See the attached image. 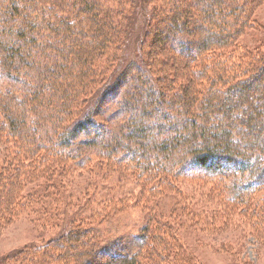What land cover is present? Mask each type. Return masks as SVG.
Here are the masks:
<instances>
[{
  "label": "trees",
  "instance_id": "trees-1",
  "mask_svg": "<svg viewBox=\"0 0 264 264\" xmlns=\"http://www.w3.org/2000/svg\"><path fill=\"white\" fill-rule=\"evenodd\" d=\"M256 1L211 0L204 10L198 0L191 8L185 0H0V75L20 86L0 89V146L10 150L4 165L13 168L0 175L9 201L24 183L57 175L55 166L69 169L62 160L83 169L92 158L84 148L96 152L95 164L107 172L129 165L148 195L132 253L99 251L91 222L73 217L33 252L58 246L61 261L74 264H196L182 250L181 227L212 234L231 220L203 219L190 192L176 185L213 178L229 180L216 192L225 209H240L264 234V41L253 48L239 43L256 26L250 15ZM167 30L176 31L166 45L176 68L169 81L164 68L158 77L148 69ZM132 37L133 56L142 58L123 63ZM39 69L38 83L25 89L35 78L29 72ZM118 92L122 113L100 121L104 100ZM120 113L125 117L117 125L112 121ZM158 197L172 198L167 210L153 209L149 201ZM19 207L9 205L6 214Z\"/></svg>",
  "mask_w": 264,
  "mask_h": 264
},
{
  "label": "rangeland",
  "instance_id": "rangeland-1",
  "mask_svg": "<svg viewBox=\"0 0 264 264\" xmlns=\"http://www.w3.org/2000/svg\"><path fill=\"white\" fill-rule=\"evenodd\" d=\"M185 2H187V7L191 8V0H185ZM210 2L211 0H198L201 7L205 8L204 10L210 8L208 6ZM176 4L174 1L173 6ZM179 10L182 12L178 7V13ZM250 15L254 17L256 26L239 39L241 47L253 48L254 45L256 46L255 41H264V2L257 0L251 8ZM165 20L168 27L174 28L169 19L161 18L159 21L164 22ZM167 31V34H163L165 45L161 46L154 58L157 59V64L155 63L153 67L150 65L148 69L152 76L158 77V74L163 72L161 68H164V72H166L163 74L164 80L169 81L176 78V76L174 79L168 77V71L169 73L173 71L175 62H171L169 59V53L172 52L167 49L166 45L169 43L168 34H176V31ZM141 34L146 39L149 37L146 30ZM135 42L134 37L126 39L123 57L120 61L125 63V61L129 62V59L132 61L135 59L133 56ZM141 47L144 48L140 41L138 48ZM140 56L138 55L135 60L140 61L142 58ZM160 58L168 60L159 64ZM43 71V69H39L36 72H29V75L35 77L41 74L42 76ZM73 72L75 71L73 70ZM170 74L173 75V73ZM175 75L178 76V74ZM29 78L31 80L28 81L29 83H25V89L31 82L38 83L36 77ZM180 80L176 79L172 84V89L179 87ZM8 84L10 89L20 87L9 77L5 78L0 75V89H5ZM63 89L68 88L64 87ZM171 95L172 91H169V101L174 103L176 97ZM107 97L101 107L103 114L99 117L100 121H105V123L108 115L115 116L120 111L117 104L123 95L122 92H118V95L111 93ZM254 98L257 100L255 96ZM253 103L257 104L258 102L253 101ZM121 113L117 117H113L117 120L112 121L113 123L119 125L118 121L125 117ZM114 128L116 129V127ZM9 151L3 145L0 146V173L5 176L11 173L10 170H13L11 166L5 167L4 165L6 157L10 154ZM82 151L92 157L89 162L84 163L86 166L83 169H71L68 167V161L62 160V163H65L69 169L63 165L55 166L54 170L57 171V175H48L44 179L38 178L35 182L24 183L19 192L20 196L14 197L12 202L8 199V181L2 180L0 175V264H16L17 260L21 258L25 259L24 264H74L61 261L59 258L61 250L58 246L50 245L40 253L33 252L34 247H45V244H49V241L55 237L59 228L69 217L78 220L87 219L91 222L94 229L92 231L97 232L100 236V243H102L99 251L101 252L106 250L110 253L112 251L132 253L137 249L136 235L144 224L146 215L143 210V205L148 197L146 187L142 186V182L131 171L129 165L123 163L119 166L120 173H110L114 169L107 172L104 167L95 164L97 159L94 150L84 148ZM238 180L239 178H237ZM227 183H229L227 179H222L219 182L213 178L210 183L192 180L191 182L181 181L179 185H176L178 191L190 192L188 200L190 204L199 209L203 219L210 221L216 218V220L224 222L227 219L231 220V224L226 230L223 229L212 234L181 227L179 235L186 244L182 250L186 253L185 256H190V260L196 264H264V243L261 241L264 234L252 229L249 224L251 222L249 216L245 213L243 215L240 209L235 212L226 210V203L217 196L216 192L223 191L222 189ZM32 192L34 193L33 197L30 196ZM152 200L149 202L154 203L153 209L156 211L167 210V206L172 204L170 197L160 198V200L158 197ZM30 201H35V203H30ZM17 204L20 207L7 215L6 207ZM181 214L183 212L178 213V215ZM86 259L85 257L84 261Z\"/></svg>",
  "mask_w": 264,
  "mask_h": 264
}]
</instances>
